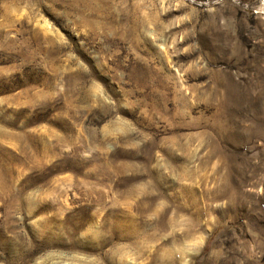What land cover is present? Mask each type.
Masks as SVG:
<instances>
[{
	"label": "rangeland",
	"instance_id": "1",
	"mask_svg": "<svg viewBox=\"0 0 264 264\" xmlns=\"http://www.w3.org/2000/svg\"><path fill=\"white\" fill-rule=\"evenodd\" d=\"M0 264H264V0H0Z\"/></svg>",
	"mask_w": 264,
	"mask_h": 264
},
{
	"label": "bare ground",
	"instance_id": "2",
	"mask_svg": "<svg viewBox=\"0 0 264 264\" xmlns=\"http://www.w3.org/2000/svg\"><path fill=\"white\" fill-rule=\"evenodd\" d=\"M158 211V210H157Z\"/></svg>",
	"mask_w": 264,
	"mask_h": 264
}]
</instances>
